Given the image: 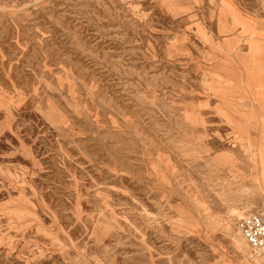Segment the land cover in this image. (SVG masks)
I'll use <instances>...</instances> for the list:
<instances>
[{
	"label": "rangeland",
	"instance_id": "374dc122",
	"mask_svg": "<svg viewBox=\"0 0 264 264\" xmlns=\"http://www.w3.org/2000/svg\"><path fill=\"white\" fill-rule=\"evenodd\" d=\"M228 1L0 0V264L262 258Z\"/></svg>",
	"mask_w": 264,
	"mask_h": 264
},
{
	"label": "crops",
	"instance_id": "0c3cea01",
	"mask_svg": "<svg viewBox=\"0 0 264 264\" xmlns=\"http://www.w3.org/2000/svg\"><path fill=\"white\" fill-rule=\"evenodd\" d=\"M247 1L246 4L234 0L228 1L234 10L228 7L227 9L239 16L243 24L250 27L251 32L247 31L243 24H237L234 28H226L225 34L228 38L226 45L231 44V49L242 47L244 51L240 58H228L223 60L222 64L228 65L229 70L234 71L236 68L242 70L245 99L250 105L247 109L248 113H251L249 115L250 126L255 128L253 139L258 146V154L263 167L261 188L258 192L264 197V0ZM233 15L227 13L226 25H231ZM248 127V123L244 122L243 128L248 129Z\"/></svg>",
	"mask_w": 264,
	"mask_h": 264
},
{
	"label": "built area",
	"instance_id": "2783aa9c",
	"mask_svg": "<svg viewBox=\"0 0 264 264\" xmlns=\"http://www.w3.org/2000/svg\"><path fill=\"white\" fill-rule=\"evenodd\" d=\"M239 227L254 251L264 256V197L239 218Z\"/></svg>",
	"mask_w": 264,
	"mask_h": 264
},
{
	"label": "bare ground",
	"instance_id": "6f19581e",
	"mask_svg": "<svg viewBox=\"0 0 264 264\" xmlns=\"http://www.w3.org/2000/svg\"><path fill=\"white\" fill-rule=\"evenodd\" d=\"M238 22L239 23H241V20L239 19L238 20ZM225 228L227 229V230H229L231 227L229 226V224H226L225 225ZM241 243V242H240ZM242 244V243H241ZM242 246H243V244H242ZM245 248V247H244ZM259 255H260V253H259ZM262 258H260V259H258V258H256V259H253V262L252 261H248V262H251L250 264H264V256H262V255H260ZM248 264V263H247Z\"/></svg>",
	"mask_w": 264,
	"mask_h": 264
}]
</instances>
